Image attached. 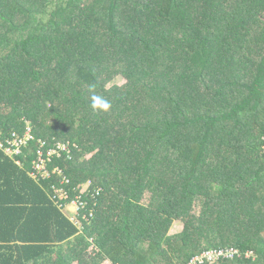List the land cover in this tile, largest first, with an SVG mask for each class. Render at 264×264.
<instances>
[{"label":"trees","instance_id":"trees-1","mask_svg":"<svg viewBox=\"0 0 264 264\" xmlns=\"http://www.w3.org/2000/svg\"><path fill=\"white\" fill-rule=\"evenodd\" d=\"M28 129L0 147V264H264V0H0V144ZM86 182L76 224L53 189Z\"/></svg>","mask_w":264,"mask_h":264},{"label":"built area","instance_id":"built-area-1","mask_svg":"<svg viewBox=\"0 0 264 264\" xmlns=\"http://www.w3.org/2000/svg\"><path fill=\"white\" fill-rule=\"evenodd\" d=\"M15 141L13 143V147H7L2 146L0 144V147L4 148V152L7 155H18L21 152V147L27 146V143L32 140V135L30 134V130L28 129L22 136H15ZM40 142V149L37 151L38 155V161L35 164V168L40 171L42 174V177L46 179V177H49L50 174L45 169L44 166V159L42 158V151L41 148L45 145L42 141ZM55 147L48 148L46 151L47 155L51 154H60V151L63 152H69V146L67 143L64 142H56L53 144ZM18 163V162H17ZM52 172H56V168L52 169ZM32 176L35 177V175L32 174ZM90 186V182H86L85 184L79 185V192H77L73 197L69 193V191L62 187V186H55L53 189V199L55 200V203L58 204L61 208H70L72 209L76 215L73 217L76 223H79L80 215L84 220L89 221V219L93 216L94 210L90 208V200L94 199L96 197V194L98 193V190L96 191V194L91 193V190H88V187ZM83 194H86V196H83ZM241 257V253L238 249L234 247L229 248H222L217 250H208L206 252H203L201 255H195L192 258H190L186 264H204L206 261L209 262V264H214L223 260H231L235 257ZM251 256L250 253L246 254V257L249 258Z\"/></svg>","mask_w":264,"mask_h":264},{"label":"clouds","instance_id":"clouds-1","mask_svg":"<svg viewBox=\"0 0 264 264\" xmlns=\"http://www.w3.org/2000/svg\"><path fill=\"white\" fill-rule=\"evenodd\" d=\"M91 107L95 110V109H101L103 111H107L111 105L107 100H104L102 97L97 96L95 94H93L91 96ZM60 207V206H59ZM69 216V218L75 222V220L73 219V217L76 215V213L70 209V208H62ZM80 218H82V216L80 215ZM90 220V219H89ZM87 221V220H86ZM76 223V222H75ZM79 224V223H76ZM229 248V247H228Z\"/></svg>","mask_w":264,"mask_h":264},{"label":"rangeland","instance_id":"rangeland-1","mask_svg":"<svg viewBox=\"0 0 264 264\" xmlns=\"http://www.w3.org/2000/svg\"><path fill=\"white\" fill-rule=\"evenodd\" d=\"M123 82V79H119L118 83H122ZM192 210L193 211H196V212H199L200 211V207L198 206H193L192 207ZM183 228V223L181 222H174L172 227L170 228V231H169V234H175L177 231H180L181 229ZM144 247H147L148 244L147 243H144L143 244ZM212 250H215V249H212ZM103 264H111L110 262L108 261H105ZM215 264V263H214Z\"/></svg>","mask_w":264,"mask_h":264}]
</instances>
